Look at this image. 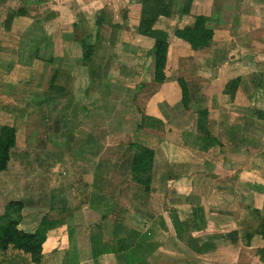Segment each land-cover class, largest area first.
Segmentation results:
<instances>
[{"label": "crops", "instance_id": "1", "mask_svg": "<svg viewBox=\"0 0 264 264\" xmlns=\"http://www.w3.org/2000/svg\"><path fill=\"white\" fill-rule=\"evenodd\" d=\"M96 1L0 0V136L6 125L17 129V146L12 150L9 165L15 174L5 177L6 173L1 178L0 215L4 214L13 192L18 193L16 179L21 176L13 161V153L21 145L22 135L19 121L11 122V113L14 110L17 112V107L4 103L7 98L3 96L15 98L14 92L18 93L20 87L24 89L22 83L27 82L30 87L26 89L27 96L32 102L28 114L33 116H26L22 122L32 132L30 141L36 142L43 133L42 141L47 143L55 135L53 139L58 140V145L55 142L57 148L62 145L60 134L51 131L46 116L49 112L47 100L51 99L53 105L58 102L53 95L57 97L68 93L69 103L64 107V115L85 114L86 118L95 116L93 119H96L103 110H98L96 105L91 112H87L85 106L82 109L78 104L82 95L78 96L73 93L72 87L58 82L60 70H72L65 63L69 60L68 56L74 55L71 51L74 46L80 44L74 42L78 26L90 20L95 21L97 26L84 24V28L97 34V49L103 47L104 52H109L107 58L100 57V65L114 64L112 67L117 70L114 74L116 77L111 72L108 77L112 80L136 79L141 85L144 84V88L148 87L139 94L144 102L140 106L142 115L156 118L162 121V125L156 128L142 127V119L138 123L140 135L147 141L140 145L155 152L149 192L142 186L146 195L158 199L160 211L152 215L149 209L151 215L146 216L141 228L123 219L125 210L127 212L125 208L118 218L111 211L113 206L107 205L105 208L109 216L104 218L101 215L99 219V207L93 201L99 198L96 193L90 197V204L95 206L89 204L84 207L86 225L93 227L101 224L105 240L113 241L117 220H122V235L131 239L134 247L140 251V257L146 259V264H264V238L254 234L248 244L246 237V233L253 230V208L264 207V154L250 151L255 141H264V120L258 116V110H264V106L258 107L255 99L262 79L257 76L259 74L253 73L256 67L264 66V0H193L188 14L180 10L186 0L174 4L172 15L160 16L154 25L156 30L172 36L164 83H156L155 79V39L138 32L143 0H125L126 4L129 3L128 11L118 12L119 20L112 22L106 13L99 15L98 11L92 9L97 5ZM198 15L209 19L208 26L214 30V38L210 46L194 50L186 41L176 37L174 31L194 25ZM37 17L40 19L39 26ZM76 57L82 59V55ZM51 66L57 76L54 71L52 74H39L43 69L51 70ZM86 68L77 66L74 77L77 71L86 72ZM251 72L253 75L249 77ZM39 77L46 80L42 92L36 89ZM180 77L188 85L193 79L203 85L207 80L211 81L210 85H219L220 89L209 87L202 92L209 99V105L205 108L208 110L206 128L216 140H211L213 138L200 128V115L192 112V103L185 106L184 93L178 81ZM238 78L241 79L240 85L232 99L226 87L230 81ZM75 79L72 82H76ZM189 90L191 93L190 85ZM53 91L56 93L52 94ZM216 98L220 99L217 104ZM225 99L230 101L229 106ZM90 105L91 101L87 106ZM66 115L61 120L64 125ZM256 132L257 135L261 133L262 137L255 138ZM59 153L62 151L57 149L58 158H51L52 162L63 159V153ZM123 182L118 193H129L132 203L139 206L133 194L134 183ZM133 204L131 207L129 203L128 207L137 209ZM39 211L38 207L25 208L19 228L35 232L45 216L59 219L50 216L48 209L39 221L34 218L28 220L26 215L39 216ZM175 217L180 220L177 228L181 232L176 229ZM63 223L49 233L43 244L42 264H48L52 259L57 264V258H63L68 251L74 253L81 241L88 239L89 231L86 230L87 236L79 237L76 233L70 244L69 228L76 221L64 220ZM128 252L130 250L105 254L100 260H87L81 264H130ZM0 264L37 263L31 254L12 246L5 251L0 249Z\"/></svg>", "mask_w": 264, "mask_h": 264}, {"label": "rangeland", "instance_id": "2", "mask_svg": "<svg viewBox=\"0 0 264 264\" xmlns=\"http://www.w3.org/2000/svg\"><path fill=\"white\" fill-rule=\"evenodd\" d=\"M178 1L179 0H173V8H175L174 4L178 3ZM126 2L125 0H97V5L92 7V9L98 11V13H100L99 15L103 14L104 16L105 13L109 15L108 20L110 22L118 21V12L128 11L129 3L126 4ZM36 20L38 23L37 26H39L40 19L37 17ZM262 20H264V18H262ZM84 24L97 26L95 21L88 20L87 23L84 21L78 26V34L76 32L77 38L74 42H78L77 39L85 37L86 43L93 42L96 46L97 34L90 33L89 29L86 30L83 26ZM71 51L74 55L68 56L69 60H66L65 64L73 71L60 70L61 73L58 82L66 87H72L73 93L78 96L82 95L81 103L78 102L82 109H84L83 107L85 106L87 107V112H91L95 109L96 105L98 110H103L96 119H93L95 116L86 118L85 114L77 116L71 113L65 114L67 119L64 125L61 120L62 117L65 116L63 112L64 107L69 103V95L68 93L57 95V97L53 95L52 97L58 98V102L53 105L51 104V99L47 100L49 112L46 116L49 119L51 131L60 134L62 145L57 148L55 142L58 145V140L55 141L53 139L56 138L55 135L47 143L43 142V133H40V135H42L40 139L37 137L36 142L30 141L32 132L28 131L24 124L25 122H22L23 118L29 115L28 113L30 112L28 110L32 107V102L28 100L29 97L27 96L28 93L26 89L30 88L27 82L22 83L24 89L20 87L18 93L17 91L14 92V94H16L15 98L10 95L3 96L7 98L4 103L17 107V112L14 110L11 113V122L17 123V121H19L22 130V135L20 137L21 145L17 147L13 153L14 166L18 167L16 169L21 175L18 179L14 178L18 183L16 184L18 193L13 192L12 198L9 200L25 199L27 200V210L28 208L32 209L34 207H38L41 210L38 212L39 216H33L32 214L30 216L26 215L28 220L34 218L36 221H39L46 210L50 209V216L57 217L60 220L74 221L77 220L76 214H79L83 216V220L86 221L84 207L92 206V204H90V197L97 193L96 195L101 196L100 198H94L93 201L96 202L99 207V219L106 211L104 208L107 205L113 206L111 207V211L113 215L118 218L122 216L121 210L125 208L127 212L125 210L123 219H125L128 224L133 223L135 227L141 228L146 216L151 214L155 215L160 211L158 208V199L156 200L153 195H146L143 186L137 182L131 173L132 158L135 151L131 147V144L139 143L138 145H140V143L147 142L146 138L140 135L138 123L143 116L140 106L144 104L142 99L139 98V94L143 89L147 88L148 90V87L144 88V84L141 85L136 79L128 80L119 78L112 80V78H109L108 73L111 72L114 75L117 70L113 68L114 64H112L113 67L110 65L105 67L100 65V57L107 58L109 54V52H104L103 47H98L96 50L93 61L89 63L91 67L86 68V72L82 70L77 71L74 77L76 67L83 65V60L80 57L79 60L76 59L77 55H82L83 49L80 44H77ZM60 63L62 62L60 61ZM89 68H92L94 71ZM256 68L258 71L256 70L253 73L259 74L257 76L262 79V85L264 87V66L260 65L259 68ZM53 71L57 76V72L52 66L51 70L43 69V72L39 74H52ZM251 75H253L252 72L249 73V77H251ZM90 76L96 79H91ZM73 79H75L76 82H72L74 81ZM247 80L251 82V80ZM210 82V80H207L206 85H203L195 79L192 81L190 80V102L192 103L190 104V108L193 113H200L209 105V99L207 100L202 93L206 88L220 89L219 85H210ZM208 84L209 86L207 87ZM255 84H257V82H255ZM44 87H46V80L39 77L36 81V89L42 92L41 89ZM263 87L260 86L262 89H258L259 92L255 98L258 107L264 106ZM195 88L197 91H195ZM253 88L255 90L254 85ZM65 91L66 90L63 92ZM54 93L56 92L53 91L52 94ZM64 95H66L67 98L64 97ZM37 99L38 95L36 96V100ZM92 99H96V101L94 100L96 103ZM215 100V104H217L220 99L216 98ZM226 100L227 99L224 101ZM90 101L91 105L87 106L90 104ZM221 101H223V99H221ZM229 102L230 101L227 100L228 106L230 105ZM73 103L74 101L71 103V106H73ZM29 116L31 117L33 114ZM36 117H38V115H36ZM73 118H75V120H73ZM263 132L264 125L262 126V133ZM254 136L259 139L262 137V134L260 133L257 135L256 132ZM251 146V153L254 154L258 152L264 154V151H262L264 149V141L262 143H260L259 140L255 141L254 145ZM57 149L62 151L63 159L55 163L52 162L51 158L57 160ZM62 153H59V155H62ZM10 164L11 162L9 165ZM54 164L55 167L53 168ZM6 173L8 174L5 177H12L15 174V170L13 167H8L7 170L1 172L0 181H2L1 178ZM14 180L12 181L14 182ZM123 181L130 185L134 183L133 194L139 206H135V204L132 203L133 199L129 193H118V189H121V186L124 185ZM4 183H6V180ZM91 192L95 193L91 194ZM112 200H114L113 203ZM129 203L131 207L133 204L137 209L128 207ZM79 209L81 211H79ZM149 209L152 212L151 214ZM30 212H32V210ZM84 224L86 225L87 222ZM56 263L59 264L58 262ZM48 264H54V260H50Z\"/></svg>", "mask_w": 264, "mask_h": 264}, {"label": "trees", "instance_id": "3", "mask_svg": "<svg viewBox=\"0 0 264 264\" xmlns=\"http://www.w3.org/2000/svg\"><path fill=\"white\" fill-rule=\"evenodd\" d=\"M192 3L193 0H186L185 5L180 8L181 12L183 14L190 13ZM172 13L173 0H143L142 18L138 27V32L155 39L156 83H164L167 79L166 66L172 36L168 32L156 30L154 25L160 16H171ZM208 23L209 19L207 17L198 15L196 16L194 25L177 28L174 31V35L186 41L194 50L204 49L210 46L214 38V30L208 26ZM78 42H80L83 49V65L87 68L91 67V64L89 63L93 61L97 50L95 44L93 42L86 43L85 37L80 39V41L78 39ZM178 81L184 93V104L188 107L190 104L189 85L183 77H180ZM240 81V78L234 79L230 81L226 87V92L232 96V99L240 85ZM262 84L263 82L261 80L259 86L263 87ZM199 115L200 128L206 133V135H210V132L206 128L208 123V110H202ZM258 116L260 119L264 120L263 109L258 110ZM141 124L142 125L140 126L142 127L156 128L162 125V121L143 115ZM211 138L213 137L211 136ZM211 140L216 139L213 138ZM16 146L17 129L14 126H4L0 136V173L8 169L12 150ZM131 147L135 150L132 158L131 172L137 182L143 185L146 191L149 192L152 184L151 173L154 166L155 152L149 147L138 144H131ZM100 196L101 195H98L99 198ZM92 206H95V204H92ZM26 207L27 200L25 199L11 200L7 203L4 214L0 215V249L5 251L13 246L16 249L31 254L35 263L42 264L44 258L43 244L48 239L49 233L64 223L60 219H50L48 216H45L35 232H26L19 228L23 220V210ZM104 210L106 211L103 213V217L107 218L109 212H107L106 208ZM79 211L81 210L79 209ZM253 213V230L246 233L248 244H250L254 234H259L264 238V207L253 208ZM76 217V224L69 228L70 244L73 242V236H75L76 233L79 237L87 236L85 235L86 230L89 231L88 239L86 241H81L74 253L68 251L63 258H57L59 264H81L90 259L97 261L105 254L122 253L127 250H130L127 256L128 259H131L130 264H146V259L140 257L141 253L134 247V243L131 242V239H127L122 235V220H117L118 224L116 225L115 239L113 241H107L104 238L103 227L101 224L88 227L84 224L85 221L83 220V216L76 214ZM173 220L176 229H178V232H181V230L177 228L180 220L177 217Z\"/></svg>", "mask_w": 264, "mask_h": 264}]
</instances>
